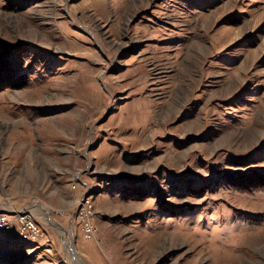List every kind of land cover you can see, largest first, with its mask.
Listing matches in <instances>:
<instances>
[{
    "label": "rangeland",
    "instance_id": "1",
    "mask_svg": "<svg viewBox=\"0 0 264 264\" xmlns=\"http://www.w3.org/2000/svg\"><path fill=\"white\" fill-rule=\"evenodd\" d=\"M22 207L71 230L0 231V264H264V0H0V210Z\"/></svg>",
    "mask_w": 264,
    "mask_h": 264
},
{
    "label": "built area",
    "instance_id": "2",
    "mask_svg": "<svg viewBox=\"0 0 264 264\" xmlns=\"http://www.w3.org/2000/svg\"><path fill=\"white\" fill-rule=\"evenodd\" d=\"M74 211L84 238L87 240L93 238L97 233V227L93 223L91 197L83 194ZM36 218L33 212L25 209L0 210V231H17L22 240L43 242L47 239V234Z\"/></svg>",
    "mask_w": 264,
    "mask_h": 264
},
{
    "label": "crops",
    "instance_id": "3",
    "mask_svg": "<svg viewBox=\"0 0 264 264\" xmlns=\"http://www.w3.org/2000/svg\"><path fill=\"white\" fill-rule=\"evenodd\" d=\"M104 164H100V165H98V167H100V166H103ZM86 171V170H85ZM80 179H82V177L81 178H79V179H77V186L76 187H78V189L79 190H81V192H83V194L84 193H86V191H87V188L89 187V185L91 184V187L92 188H96V185H98V181H95V180H91L90 182H86L85 180H80ZM89 183V184H88ZM100 185V188L102 187V183L101 184H99ZM95 193V192H94ZM97 193V192H96ZM67 196H69V197H73V191H70L69 193H67ZM61 201V200H60ZM63 201V200H62ZM73 205V204H72ZM18 209V208H17ZM19 209H25V210H29V211H31V212H33L31 209V207L30 208H26V207H22V208H19ZM1 210H7V211H12V209H1ZM34 214H35V212H33ZM36 215V219H37V221H38V223L40 224V226H43L44 227V231H46V234H47V239L45 240V241H43L44 242V244H45V242H47V241H49V240H53V239H55V240H57L56 239V234L54 233L55 231H54V229H53V226L55 225L56 226V228H55V230L57 231L58 230V232H59V238H58V240H60L61 242L62 241H64V239L63 238H65L66 239V235L70 232V230H71V227L72 226H70V224H69V222L70 221H67L66 223H64V221L63 220H61V221H59L58 223H57V221H56V218H54V217H52L51 215H49L48 214V216H43V215H40V214H35ZM104 219V218H103ZM46 220H49V222L50 223H52V224H54L53 226H50V225H46ZM70 220V219H69ZM99 221L101 222L102 220L101 219H99ZM100 224V223H99ZM46 225V226H45ZM102 225H108V224H106V223H104V222H102L101 223V226ZM57 226H59V227H57ZM61 226V227H60ZM54 241V240H53ZM67 243V242H66Z\"/></svg>",
    "mask_w": 264,
    "mask_h": 264
}]
</instances>
